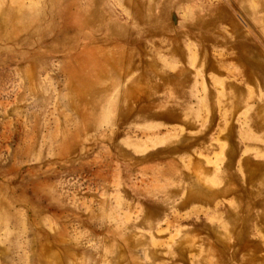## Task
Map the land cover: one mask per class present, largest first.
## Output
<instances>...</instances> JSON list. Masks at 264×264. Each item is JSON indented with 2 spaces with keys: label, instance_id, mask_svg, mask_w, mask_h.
I'll list each match as a JSON object with an SVG mask.
<instances>
[{
  "label": "rangeland",
  "instance_id": "rangeland-1",
  "mask_svg": "<svg viewBox=\"0 0 264 264\" xmlns=\"http://www.w3.org/2000/svg\"><path fill=\"white\" fill-rule=\"evenodd\" d=\"M0 264H264V0H0Z\"/></svg>",
  "mask_w": 264,
  "mask_h": 264
}]
</instances>
